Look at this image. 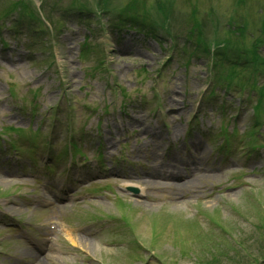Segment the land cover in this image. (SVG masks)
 Masks as SVG:
<instances>
[{
  "label": "rangeland",
  "instance_id": "1",
  "mask_svg": "<svg viewBox=\"0 0 264 264\" xmlns=\"http://www.w3.org/2000/svg\"><path fill=\"white\" fill-rule=\"evenodd\" d=\"M19 3L26 12L16 9L3 19ZM127 3L144 11L146 22L168 26L173 43L166 35L150 37L149 32L117 22L114 12ZM39 10L44 12L41 21L56 24L52 39L36 22L25 19H38ZM162 10L169 14L162 15ZM194 14L201 21L200 36L193 30ZM5 20L10 29L0 32L6 44L0 43L1 127L23 130L27 156L39 158L43 148L33 139L34 128L51 107L56 106L63 125L54 132L46 121L48 137L65 138V120L71 122L74 136L83 124L92 125L89 136L85 131L83 147L90 167H80L79 160L70 173L81 170L87 186L81 188L99 197L59 209L56 215L74 229L75 235L68 232L73 243L67 230L59 229L48 248L49 259L39 264H264V150L251 149L264 143V107L254 113L253 106L234 99L244 96L250 104L259 100L262 95L253 83H261L264 74L253 81L250 73L242 94L233 95L226 87L229 80L245 79L236 74L241 69L224 74L215 62L228 55L223 56L227 49L222 40L229 25L238 30L237 23L242 22L247 23L245 44L240 41L236 53L244 56L249 51L250 59L256 58L257 46L264 57V39L260 47L255 43L264 28V0H0V26ZM201 43L214 44L211 49L218 56L212 62V52L206 58ZM50 65L51 72H46ZM9 84H14L11 91ZM223 97L226 100H220ZM234 126L238 136L223 141L222 133ZM257 127L260 134L251 138ZM12 135L20 137L16 131ZM98 147L101 167L92 161ZM6 157H0V211L25 226L46 223L44 211L22 203L32 180ZM185 165L191 167L190 177L210 173L204 178L210 185L191 187L175 205L147 202L143 186L119 177L148 171L142 178L152 184L142 185L158 187L168 182L159 179L161 171L182 173ZM59 172L53 177L58 184ZM116 172L120 174L114 179ZM154 172L158 174L153 176ZM93 180L104 181L88 186ZM105 184L117 187L113 190L118 191L117 199L100 192L97 186ZM126 185L138 189L137 199L120 191ZM4 227L0 215V238L10 243L0 248V264H17L14 259L18 264L33 263L37 251L4 235ZM38 227L44 235V228ZM134 238L142 248L132 243Z\"/></svg>",
  "mask_w": 264,
  "mask_h": 264
},
{
  "label": "bare ground",
  "instance_id": "2",
  "mask_svg": "<svg viewBox=\"0 0 264 264\" xmlns=\"http://www.w3.org/2000/svg\"><path fill=\"white\" fill-rule=\"evenodd\" d=\"M172 174L173 173H169V177H171ZM131 176H133V175H129V177H131ZM210 176H212V175L209 173L208 175H200V176L192 177V180H190V181H183L182 183H166V184L160 186V189L157 190L156 193H158V192L163 193V192L167 191V192L171 193L173 196H179L181 194H185L184 191H186V190L188 192H190L191 191V187H194V188L200 187V188L205 189V188H207L205 186L210 185V184L204 178H208ZM199 177H201L202 179L201 180H198ZM139 179L142 180L143 179L142 176H140ZM194 181H196V183ZM147 183L150 184L151 181H148ZM149 199H150L149 200L150 202H154V201L158 200V197H156L154 195H150L149 196ZM176 204H178V203H176ZM66 236L73 243L72 238H71V235L66 234Z\"/></svg>",
  "mask_w": 264,
  "mask_h": 264
}]
</instances>
